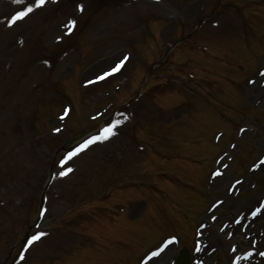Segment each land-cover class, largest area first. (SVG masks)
<instances>
[{"label":"rangeland","instance_id":"1","mask_svg":"<svg viewBox=\"0 0 264 264\" xmlns=\"http://www.w3.org/2000/svg\"><path fill=\"white\" fill-rule=\"evenodd\" d=\"M85 1L45 0L10 27L13 15L5 22L0 18V61L12 65L11 73L26 69L21 78L4 82L5 75L0 76V152L17 159L18 169L28 166L38 185L59 138H74L67 136L68 129L81 131L78 138L101 125H112L113 133L53 168L41 218L30 237L45 235L18 253L14 244L26 223L27 199L23 209L13 208L14 198L6 190L12 174L0 153V264L10 249L9 264H138L170 235L189 256L198 231H206L202 245H211L228 222H239L236 212L243 203L251 198L258 202L264 195V173L254 168L257 162L264 167V0H221L219 6H224L212 14V22L202 21L192 43L168 55L183 61L195 79L184 82L180 72L170 71L164 74L167 80L151 81L141 97L144 103L125 114L129 122L122 115L105 120L113 110L109 94L121 88L131 66L138 63L143 69L155 61L181 29L209 13L215 0H95L99 12L81 20ZM1 2L0 17L12 14L6 9L9 2ZM24 2L34 5V0ZM23 3H17L19 11ZM69 20L74 22L70 32L65 27ZM86 22L89 27L79 35L78 26ZM179 23H184L181 29ZM76 36L81 40L74 48ZM142 41L151 52L142 48ZM198 46L209 59L196 54ZM125 56L116 79H97ZM187 68L178 70L185 73ZM62 80H71L88 100L76 113L67 115L69 101L54 90L57 85L61 93L70 92ZM136 80V74L129 79L131 84ZM179 88H187L190 96L181 97ZM120 94L122 98L126 90ZM154 99L162 100L160 111L152 105ZM19 113L28 114L23 125H3L8 115ZM167 121L172 123L165 125ZM216 172L226 180L219 188L211 181ZM132 185L141 187L125 189ZM116 186L126 191L113 196L119 202L111 208L105 199ZM72 209L71 217L56 225ZM111 211L120 214L113 222ZM219 243V251L209 252L210 262L229 264L230 247Z\"/></svg>","mask_w":264,"mask_h":264},{"label":"bare ground","instance_id":"2","mask_svg":"<svg viewBox=\"0 0 264 264\" xmlns=\"http://www.w3.org/2000/svg\"><path fill=\"white\" fill-rule=\"evenodd\" d=\"M260 170L264 173V167H260ZM225 183L226 180L222 176L212 180L213 186L217 188L222 187L223 185H225ZM237 190L240 189L237 188ZM256 205L258 207L257 212L253 217L254 219L249 220L248 212L246 210L248 209L249 211V209L253 207L255 208ZM236 213V216L239 218V222L234 224L233 221H231L230 223L228 222L226 226V232L236 233V237L234 236V239L225 243L222 239H227V237H224V234L217 233V236H214L213 238L214 241L210 242L213 246L207 244L206 246H199L198 248H195L194 253L190 257V264H200V262H202L201 264H213V262H210L208 252L210 248L213 249L214 246H216L217 248L216 252L219 251V242H221L223 245H226L228 244V242H230V245L234 246V249L230 252L233 255H236L239 250H241V248L245 246L248 247V249H251L253 247L255 250H258V253L264 251V206L258 205L257 200H255V198H251L250 200H247L245 203H243ZM205 234V230L200 233L201 239L199 242L201 244L205 243L203 240L205 239ZM171 248L172 245L168 246L166 249L164 248V250L160 254H158L155 259L149 261L146 264H168L172 259ZM256 261H258L260 264H264V257H260L257 253H254L249 260H240L238 258L237 264H255Z\"/></svg>","mask_w":264,"mask_h":264},{"label":"snow or ice","instance_id":"3","mask_svg":"<svg viewBox=\"0 0 264 264\" xmlns=\"http://www.w3.org/2000/svg\"><path fill=\"white\" fill-rule=\"evenodd\" d=\"M13 3H23V0H13ZM45 3V0H34V5H29L28 7H25L22 11H17L12 17L11 19H9L7 21V25L10 27L12 25L13 22H15L18 19H22L27 13L31 12L33 10V7H39L42 6ZM79 8V5L77 6ZM73 21L69 20L67 22V24L65 25V27L67 28V30L70 32L72 30V26H73ZM127 59V57L125 56L123 59H121L120 61H118L115 66L111 67L109 72H105L103 73L102 76H98L97 79H102L103 76L109 75L110 73H114L116 71H118L121 67V65L124 63V61ZM261 75H264V70H261ZM251 82V81H250ZM243 131V130H241ZM113 133L111 132L110 128H105L103 130V138H107V136L112 135ZM92 143V140H88L85 141L84 144L80 145V147H78L76 149V152H79L82 148L87 147L88 144ZM76 152L70 153V156H73L76 154ZM64 162L61 161V164H63ZM67 171H71V169H67ZM65 173L61 172L60 175L63 176ZM239 183V182H237ZM45 235V233L43 232H38L36 235H33L32 237L29 238V244H31L33 241L37 240L40 236ZM153 256L157 255L156 252L152 253ZM261 255H264V253H261Z\"/></svg>","mask_w":264,"mask_h":264}]
</instances>
